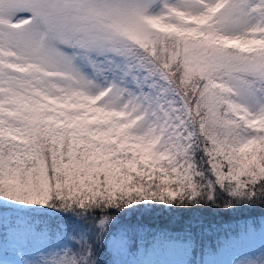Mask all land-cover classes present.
Segmentation results:
<instances>
[{
    "label": "snow or ice",
    "instance_id": "6c2138e0",
    "mask_svg": "<svg viewBox=\"0 0 264 264\" xmlns=\"http://www.w3.org/2000/svg\"><path fill=\"white\" fill-rule=\"evenodd\" d=\"M0 264H264V0H0Z\"/></svg>",
    "mask_w": 264,
    "mask_h": 264
},
{
    "label": "trees",
    "instance_id": "16d2710c",
    "mask_svg": "<svg viewBox=\"0 0 264 264\" xmlns=\"http://www.w3.org/2000/svg\"><path fill=\"white\" fill-rule=\"evenodd\" d=\"M253 213L252 215H258ZM240 219L238 215L216 214L210 211L189 212H167L159 209L144 213H137L129 218H124L122 222L140 223L149 229L159 230L167 229L171 231H180L190 222L203 224L206 227L215 229L220 227H234L236 221Z\"/></svg>",
    "mask_w": 264,
    "mask_h": 264
}]
</instances>
